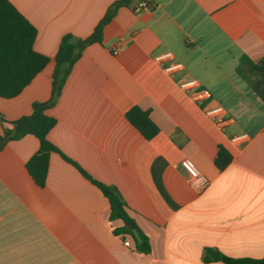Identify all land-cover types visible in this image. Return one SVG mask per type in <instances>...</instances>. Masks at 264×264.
<instances>
[{
	"label": "crops",
	"instance_id": "obj_1",
	"mask_svg": "<svg viewBox=\"0 0 264 264\" xmlns=\"http://www.w3.org/2000/svg\"><path fill=\"white\" fill-rule=\"evenodd\" d=\"M11 1L36 26L35 49L51 60L18 95L0 96L7 120L50 98L62 36H88L116 0ZM168 51L171 59H157ZM218 55L238 60L250 83L254 76L238 68L243 55L254 62L264 55V0L119 6L46 109L57 119L48 138L92 177L117 186L150 250L114 231L122 221L110 219L108 197L61 152L50 153L45 185H38L26 162L39 139L29 133L0 149V264H225L205 260L208 247L264 256V100L234 80L227 79L229 89L216 87L208 71H198L219 65ZM171 61L184 68L167 70ZM190 77L209 85L208 100L198 103L180 87ZM218 104L224 126L205 113ZM134 105L158 125L153 137L127 119ZM5 126L12 125L0 120V135ZM243 132L247 141L231 140ZM220 145L231 154L223 169L214 162ZM186 157L209 179L205 187L191 185Z\"/></svg>",
	"mask_w": 264,
	"mask_h": 264
},
{
	"label": "trees",
	"instance_id": "obj_2",
	"mask_svg": "<svg viewBox=\"0 0 264 264\" xmlns=\"http://www.w3.org/2000/svg\"><path fill=\"white\" fill-rule=\"evenodd\" d=\"M132 0H116L106 10L92 33L80 37L73 33H65L53 60L55 62L52 73L51 96L46 101H35L32 112L20 117L7 120L0 111V120L9 122L12 126H5L0 135V149L12 139L26 134H34L39 139L38 150L27 160L26 167L30 175L40 186L45 185L49 169L50 153L59 148L48 138L50 129L56 124V117L48 114L46 109L54 105L73 69L76 61L81 57L84 49L93 42H101L104 26L115 16L119 6H131ZM140 8L139 5L134 9ZM37 35L36 26L16 7L11 0H0V96L13 97L18 95L51 60V57L35 49L34 41ZM238 70L244 74L248 72L254 77L250 84L254 92L264 100V55L254 62L248 56L241 57ZM127 119L146 137L151 138L158 133L159 127L153 121L148 110L134 105L126 111ZM62 155L74 162L63 152ZM231 160V154L222 145L219 146L214 162L219 169H223ZM82 173L96 184L108 197L110 203V219H120L122 224L114 231L123 238L132 236L136 246L142 252L150 250L148 236L140 229L134 217L130 214L128 205L116 185L104 183L92 177L87 171L76 164ZM204 259L219 260L225 264H264L262 257H233L218 249L208 247Z\"/></svg>",
	"mask_w": 264,
	"mask_h": 264
},
{
	"label": "built area",
	"instance_id": "obj_3",
	"mask_svg": "<svg viewBox=\"0 0 264 264\" xmlns=\"http://www.w3.org/2000/svg\"><path fill=\"white\" fill-rule=\"evenodd\" d=\"M141 7H150L151 0H140L138 2ZM114 53H118V49H114ZM172 53L165 52L157 55L158 60L171 59ZM169 71H176L184 68L181 62L171 61L165 67ZM180 87L196 102L203 103L211 97L210 90L204 86L199 79L196 77L185 78L180 82ZM205 113L211 119H213L220 126H224L226 122L225 118V108L218 104L215 106H208L205 108ZM249 139L248 133H239L232 137V141L236 144H241ZM181 165L186 169L189 174V181L191 185H193L197 189H201L205 187L209 183V179L207 176L199 169L196 163L189 157L182 159ZM126 244H129L130 241L128 239L125 240Z\"/></svg>",
	"mask_w": 264,
	"mask_h": 264
},
{
	"label": "rangeland",
	"instance_id": "obj_4",
	"mask_svg": "<svg viewBox=\"0 0 264 264\" xmlns=\"http://www.w3.org/2000/svg\"><path fill=\"white\" fill-rule=\"evenodd\" d=\"M215 61L219 62V65L217 63L213 64L211 62L207 63V69H204V67H200L198 71H200L203 74H211V77L214 79V86L221 87L223 89L231 88L232 82L227 81V79L234 80L236 83L238 82L243 86L247 92L249 91L251 94L256 95L247 80L243 79L240 74L236 70V66L239 64V61L236 59H231L229 57H224L222 55H218L215 57ZM208 71V73H206ZM206 84V83H204ZM212 84V85H213ZM207 88L211 90L207 85ZM221 90V89H220ZM256 97H258L256 95ZM260 99V98H257Z\"/></svg>",
	"mask_w": 264,
	"mask_h": 264
},
{
	"label": "water",
	"instance_id": "obj_5",
	"mask_svg": "<svg viewBox=\"0 0 264 264\" xmlns=\"http://www.w3.org/2000/svg\"><path fill=\"white\" fill-rule=\"evenodd\" d=\"M140 0H132L131 5L136 6Z\"/></svg>",
	"mask_w": 264,
	"mask_h": 264
}]
</instances>
